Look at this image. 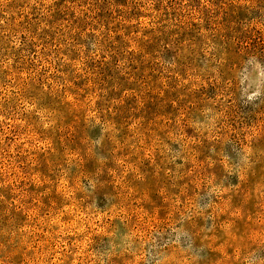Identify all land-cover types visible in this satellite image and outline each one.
Returning a JSON list of instances; mask_svg holds the SVG:
<instances>
[{
	"label": "rangeland",
	"instance_id": "obj_1",
	"mask_svg": "<svg viewBox=\"0 0 264 264\" xmlns=\"http://www.w3.org/2000/svg\"><path fill=\"white\" fill-rule=\"evenodd\" d=\"M209 7L0 0V264H264V66Z\"/></svg>",
	"mask_w": 264,
	"mask_h": 264
},
{
	"label": "trees",
	"instance_id": "obj_2",
	"mask_svg": "<svg viewBox=\"0 0 264 264\" xmlns=\"http://www.w3.org/2000/svg\"><path fill=\"white\" fill-rule=\"evenodd\" d=\"M220 3L209 0V6H211L209 8H214V15L221 19L215 30L224 33L226 30L233 41L236 36L240 55H250V58L258 59L264 66V22L257 21L258 9L264 8V0H247L245 5L238 0ZM50 8H59V6L54 3ZM95 8L98 6L96 5ZM242 8L247 9L243 11ZM251 8H256L257 12ZM247 17L250 19L244 21Z\"/></svg>",
	"mask_w": 264,
	"mask_h": 264
}]
</instances>
